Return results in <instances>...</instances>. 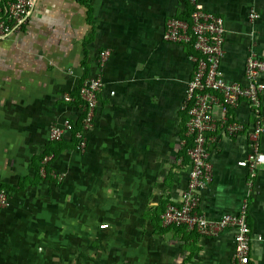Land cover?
Instances as JSON below:
<instances>
[{"label":"crops","instance_id":"crops-1","mask_svg":"<svg viewBox=\"0 0 264 264\" xmlns=\"http://www.w3.org/2000/svg\"><path fill=\"white\" fill-rule=\"evenodd\" d=\"M197 4L224 17L221 67L227 81L245 83L251 50L264 58V0ZM191 9L189 0H37L23 30L0 42V190L11 193V206L0 210V264H232V230L207 236L159 217L188 184L185 100L199 52L163 32L168 17L188 19ZM252 9L258 16L250 20ZM107 46L113 51L102 66ZM91 75L105 84L81 150L74 131L56 141L51 131L66 120L83 128L80 86ZM259 80L264 149V71ZM231 112L245 129L217 130L199 210L219 218L248 199L250 261L264 264V167L252 191L240 164L255 117L247 99ZM52 142L49 166L65 172L63 181L38 172Z\"/></svg>","mask_w":264,"mask_h":264},{"label":"built area","instance_id":"built-area-1","mask_svg":"<svg viewBox=\"0 0 264 264\" xmlns=\"http://www.w3.org/2000/svg\"><path fill=\"white\" fill-rule=\"evenodd\" d=\"M37 0H0V42L10 36L20 33L34 14ZM192 6L190 18L171 15L167 18L163 39L170 42H194L198 54L191 56L194 61V71L188 81L185 107L190 118L187 122V134L192 136L193 145L188 149L189 163L184 167L188 184L181 201L168 202L161 213L164 225L185 226L196 229L202 235L220 236L226 230H232L235 249L232 264H251L250 247L251 234L249 222L248 199L237 212L210 218L199 210L201 192L208 187L213 176V162L210 145L217 140V130L238 135L245 129V124L231 112L236 109L242 99H247L254 115L253 140L248 156L240 161L249 171L248 184L256 191L255 179L264 167V149L260 148L259 135L262 132V91L263 84L259 75L264 71V58L255 50H251L244 65L246 82L227 81L221 62L224 54V43L228 31L223 16L204 9L197 0H189ZM258 16L252 9L250 20ZM110 46L100 52V65H105L112 53ZM73 66L68 65L67 71L73 72ZM101 75H91L84 79L80 93L84 100L83 128L75 129V123L66 120L54 125L53 138L62 137L65 131H74L81 150L87 147L85 131L94 126L96 111L100 102V93L104 88ZM65 100H71L69 92L62 95ZM220 108V115L214 112V106ZM185 141V140H184ZM51 155H45L40 162L39 174L56 180H63L64 171L53 169L49 172L47 163ZM11 206V193L7 189L0 190V210Z\"/></svg>","mask_w":264,"mask_h":264},{"label":"trees","instance_id":"trees-1","mask_svg":"<svg viewBox=\"0 0 264 264\" xmlns=\"http://www.w3.org/2000/svg\"><path fill=\"white\" fill-rule=\"evenodd\" d=\"M190 10V9H189ZM192 10V9H191ZM188 15H189V12L187 13ZM190 43H192V46L194 47V42L193 41H190ZM198 51V50H197ZM197 53V52H196ZM199 53V52H198ZM185 111L186 112H188V108H186L185 109ZM185 114V113H184ZM188 115H189V113H188ZM186 118V117H185ZM189 118H190V115H189V117L188 118H186V119H184L185 121H186V123H185V130H184V133H185V131L187 132V121L189 120ZM77 130V129H76ZM74 135H75V132H74ZM76 137V136H75ZM74 137V139H76V142H77V146H78V139L77 138H75ZM187 137V142L188 143H186V146H187V149H189L192 145H193V142H192V144H191V141L190 140H192V138L191 137H188V136H186ZM62 137H60V138H54V141H56V140H60ZM58 142H52V143H50L48 146H47V149L45 150V152H44V155H42V159L44 158V156L45 155H51L52 157H51V160L54 158V155H52V154H50L51 152H53V145L54 144H57ZM190 143V144H189ZM79 148V147H78ZM187 151V150H186ZM55 152V151H54ZM41 159V160H42ZM51 160L47 163V168H48V171L49 172H51V171H53V169L49 166L50 165V162H51ZM41 162V161H40ZM41 176V175H40ZM49 177H51V178H53L52 177V175L51 174H49ZM56 180V179H55ZM59 181V180H58ZM172 200H170V201H168V200H166V202L164 203V205H163V208L160 210V214H159V217H160V220L162 221V218H161V213L164 211V209H165V207H166V205L168 204V202H171ZM174 226H177V225H174ZM181 227H185V226H181Z\"/></svg>","mask_w":264,"mask_h":264},{"label":"rangeland","instance_id":"rangeland-1","mask_svg":"<svg viewBox=\"0 0 264 264\" xmlns=\"http://www.w3.org/2000/svg\"><path fill=\"white\" fill-rule=\"evenodd\" d=\"M64 179H65V178H64ZM64 179H63V180H64ZM63 180H61V181H63Z\"/></svg>","mask_w":264,"mask_h":264}]
</instances>
